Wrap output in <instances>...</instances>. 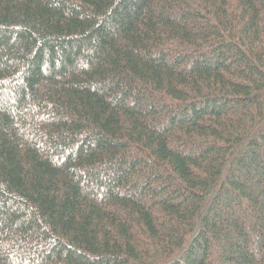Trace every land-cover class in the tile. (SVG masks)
<instances>
[{"label": "trees", "instance_id": "obj_1", "mask_svg": "<svg viewBox=\"0 0 264 264\" xmlns=\"http://www.w3.org/2000/svg\"><path fill=\"white\" fill-rule=\"evenodd\" d=\"M0 264H264V0H0Z\"/></svg>", "mask_w": 264, "mask_h": 264}]
</instances>
